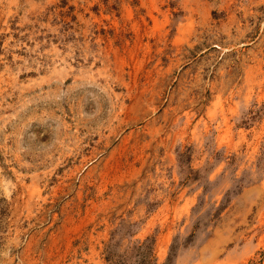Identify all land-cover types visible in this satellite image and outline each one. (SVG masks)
I'll return each mask as SVG.
<instances>
[{
  "label": "rangeland",
  "instance_id": "374dc122",
  "mask_svg": "<svg viewBox=\"0 0 264 264\" xmlns=\"http://www.w3.org/2000/svg\"><path fill=\"white\" fill-rule=\"evenodd\" d=\"M0 264H264V0H0Z\"/></svg>",
  "mask_w": 264,
  "mask_h": 264
}]
</instances>
